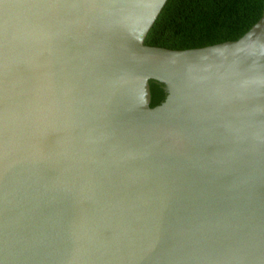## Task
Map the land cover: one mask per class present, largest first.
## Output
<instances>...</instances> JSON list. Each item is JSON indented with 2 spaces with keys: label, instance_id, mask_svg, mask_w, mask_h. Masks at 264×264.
Returning a JSON list of instances; mask_svg holds the SVG:
<instances>
[{
  "label": "water",
  "instance_id": "1",
  "mask_svg": "<svg viewBox=\"0 0 264 264\" xmlns=\"http://www.w3.org/2000/svg\"><path fill=\"white\" fill-rule=\"evenodd\" d=\"M166 1L0 0V264H264V10L147 45Z\"/></svg>",
  "mask_w": 264,
  "mask_h": 264
},
{
  "label": "trees",
  "instance_id": "2",
  "mask_svg": "<svg viewBox=\"0 0 264 264\" xmlns=\"http://www.w3.org/2000/svg\"><path fill=\"white\" fill-rule=\"evenodd\" d=\"M264 0H167L145 44L171 49L203 47L236 40L262 16ZM149 106L166 97L165 85L149 79Z\"/></svg>",
  "mask_w": 264,
  "mask_h": 264
}]
</instances>
